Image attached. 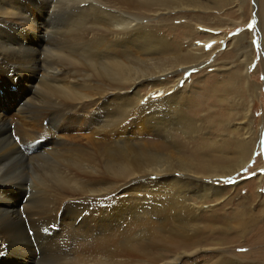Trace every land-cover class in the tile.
<instances>
[{
    "label": "bare ground",
    "instance_id": "1",
    "mask_svg": "<svg viewBox=\"0 0 264 264\" xmlns=\"http://www.w3.org/2000/svg\"><path fill=\"white\" fill-rule=\"evenodd\" d=\"M25 1L0 0L2 98L13 79L30 93L0 115V264H194L210 246L220 254L203 264H253L221 251L237 231L218 212L234 201L221 178L249 164L259 133L248 112L231 130L227 108L213 109L254 90L252 61L233 73L217 62L220 80L180 88L211 58L200 28L221 30L204 17L238 0ZM37 2L55 4L53 31ZM42 27L44 42L28 36Z\"/></svg>",
    "mask_w": 264,
    "mask_h": 264
},
{
    "label": "rangeland",
    "instance_id": "2",
    "mask_svg": "<svg viewBox=\"0 0 264 264\" xmlns=\"http://www.w3.org/2000/svg\"><path fill=\"white\" fill-rule=\"evenodd\" d=\"M15 1L21 3L26 2L25 0ZM238 1L235 4H231L230 6L224 8L222 12H213L210 16L211 19H207L203 16L206 21L204 25L210 27H220L221 30L215 32L214 30L208 31L206 29L200 28V31L204 32L203 34H209L211 37H215L212 38V40L207 44H204L205 42L203 40H199L198 42H196L200 47L205 46V50L211 58L207 61V66L204 69L202 68V73H199V68H193L192 70L185 72L181 82L182 87L180 88H183V85H185L186 83H188V85H197V83H194V81H196L199 77L201 80H205L213 76L217 77L218 71H216L214 67H211L217 62L219 65H222L223 63V65L228 64L229 68H233L231 70V73H233V71L237 68H241V60H243L246 56L249 57V63L250 61H252L249 66L246 65V68H248L247 74L250 77V81L256 85L252 86L254 87V90L252 91L251 89H249V92L247 93V95H245V98H231V104H229V106L224 104V107H222L221 105L217 104V106H212L211 108L214 107L213 109L216 110H226L225 107L227 108L226 112H229V116H231V120L234 123H232L233 126L231 130H234V128L241 129L243 124V115L248 112V116L253 122L254 138L256 137V132L258 131L259 133L255 149L252 154L253 157L249 164L237 171L238 173L235 172V174L231 176L221 178V184L223 185V187L226 186L225 188H228L226 192L228 194V197L234 198V201H232L231 203H222V205L220 206L222 210L218 212L219 217L226 223L229 221V224L235 227L237 231V233L230 236L235 240L232 241L229 246H226V243L220 244L221 251L224 248H228L225 250H229L231 254H234L236 256L247 254L249 256L250 262H252L253 264H258L257 260L261 261L264 251V145L262 146V134L264 132V0ZM37 4L38 5H35V7L37 6V9L42 15H39L38 17L37 14H35V12L33 11L32 18L38 17L39 21L41 23H44L49 14L52 13L51 19H49L48 22V28L50 29V31H53L55 29L54 27L56 26L57 28L58 26V21H55L56 19L53 17V9L55 7V4L51 5L52 7L50 11L44 10V4H40L38 2ZM69 14L71 13H65L66 17ZM175 23L179 25L180 21L176 20ZM44 33L45 29L42 27V29H39L37 33H31L28 36L30 38H33L34 40H39L42 43L44 42ZM7 35L11 38L13 37L19 39L18 34L13 30L9 31ZM221 37L223 38V40L220 39ZM47 38H50V34L46 35L45 41H47ZM219 46H221L219 48V51L213 52V50L218 48ZM220 78L221 77H217V80H220ZM16 81L17 79H13V83L9 84V87L15 85V87L9 89V97L11 100L10 102H8V99L7 101H4L6 99L2 98V96H5V88L2 89V87L0 86V115L2 117L14 116V114H16L15 109L17 108L16 106H14V104L20 103L19 101H23L22 98L24 94H30L28 93V91H26L28 90V87L25 86L24 83L19 85L16 84ZM159 96L160 93H150L144 98L157 99ZM145 100L144 102H147ZM210 103L213 104V101H210ZM247 109H249L250 112L247 111ZM45 121L44 124L47 126L48 121H46L47 123ZM236 125L239 126L237 127ZM73 134L78 135L83 140L87 141L89 132L76 129ZM147 137L148 136L146 135L137 136V138L140 140H146ZM156 139L160 141V138ZM36 153V150L28 151L25 155L26 157H35V155H37ZM259 178H263L260 188V184L258 183ZM31 192L32 191L30 190L29 186H27L26 193H24V191L17 192L16 195H13L15 197V202L17 200H23L25 204L29 199ZM250 197L251 199L248 200ZM240 213H245V216L243 214L240 215ZM85 215L87 216V214ZM242 224H247L244 233H240L241 231H238L240 230ZM209 241V243L212 242L211 240ZM217 252H219V246H210L207 247L206 251L197 254V257L195 256L194 260L190 259V261H188L189 259H185L184 261L195 262L194 264H203L204 261L210 260L216 255L218 256L220 252Z\"/></svg>",
    "mask_w": 264,
    "mask_h": 264
},
{
    "label": "water",
    "instance_id": "3",
    "mask_svg": "<svg viewBox=\"0 0 264 264\" xmlns=\"http://www.w3.org/2000/svg\"><path fill=\"white\" fill-rule=\"evenodd\" d=\"M262 136H263V140H262V146H263L264 145V132H263Z\"/></svg>",
    "mask_w": 264,
    "mask_h": 264
}]
</instances>
